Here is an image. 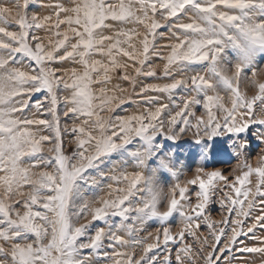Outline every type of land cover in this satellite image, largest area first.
<instances>
[{
    "label": "snow or ice",
    "instance_id": "snow-or-ice-1",
    "mask_svg": "<svg viewBox=\"0 0 264 264\" xmlns=\"http://www.w3.org/2000/svg\"><path fill=\"white\" fill-rule=\"evenodd\" d=\"M36 4L50 13L31 11ZM150 50L170 82L137 80L158 77ZM114 79L150 107L104 115L126 102ZM177 90L187 95L171 109L151 95L171 101ZM189 132L196 143L231 133L241 174L196 168L165 191L188 167L179 141ZM216 182L234 219L207 212ZM188 184L199 186L195 203ZM149 220L161 226L137 236ZM201 223L206 236L194 230ZM237 253L264 256V0H0V264H249Z\"/></svg>",
    "mask_w": 264,
    "mask_h": 264
},
{
    "label": "rangeland",
    "instance_id": "rangeland-1",
    "mask_svg": "<svg viewBox=\"0 0 264 264\" xmlns=\"http://www.w3.org/2000/svg\"><path fill=\"white\" fill-rule=\"evenodd\" d=\"M2 2L6 4H11L13 0H2ZM42 2H47V0H42ZM52 2H59V0H52ZM31 11H39L41 14L47 15L50 13V9H42L40 8L39 4H36L32 6ZM64 26H62L63 28ZM129 28L135 27L134 24H129L127 25ZM140 32H143V29H139ZM158 31L164 32L165 33V38H158L157 43L161 45V51L165 52L167 51L166 48H164V45H167L169 43V40L167 39L168 37V31L167 29H160ZM41 34H45V30H40ZM54 39V37H53ZM140 37L133 36V42L136 45V48L139 49L142 52V44L140 43ZM99 58V57H96ZM121 62H124L127 58H120L118 57ZM129 63V68H128V73L131 76H134V69L131 66V61ZM149 63L154 64L157 66V73L158 77H137V80L142 82V83H168L170 82L166 78L160 77V73L162 71V66L164 61L158 57L155 56L151 53H149ZM122 74V72H118L117 75ZM115 83H122V87L126 89L124 93H119L116 92L117 96H122L126 99L125 104L120 105L119 107H116L112 113H105L104 115L106 116H115V115H120V116H128V115H134V114H139L142 113L145 109L150 107V105L144 103L141 98L138 95L133 94V88L130 86L128 82H121L117 79L113 80V84ZM112 85H109V88H111ZM138 91V89H137ZM132 94V95H130ZM249 95L254 94V91H249ZM151 95L154 96H160L161 97V102L163 103H168L169 108H174V105L180 104L181 99L187 95V93L177 90L173 96L171 97V101L167 97V94L163 93H151ZM195 112L197 115H205L206 117V111L203 108L202 105H197L194 108ZM165 118L167 117V112L164 114ZM182 125H177V127H181ZM256 127V126H253ZM244 135V134H241ZM229 137H232L231 133H225L222 136L218 137H213L209 138L208 136H203L200 138V142L196 143L191 132H189L188 135L182 136L181 140L179 143L183 145L179 151L184 158V163L188 165V167H183L181 169V174L178 177H170L168 178L167 182L163 185L165 188V191H167L169 188H171L175 183H180L181 186H184V182L186 180H191L195 178L196 175V168H204L205 171L210 172V171H216L219 170L221 171L224 175L228 176L229 179H231L234 175L241 174V169L243 168L242 161L235 157V155L232 153V149L230 147L231 145V140ZM235 137H233L234 139ZM158 139H161L158 137ZM74 147V145H73ZM218 148H224L227 149V154L223 155H218L217 150ZM71 151V148L69 149ZM260 154V148L255 147L253 145L252 152L248 154V162L253 165V167H256L258 165V157ZM115 155V154H114ZM233 169L236 171L234 172ZM203 175V174H202ZM252 181V190L253 193L256 191V184L258 182V178L254 175L251 177ZM224 188V182H216V191L212 196V201L207 208V212L211 214L212 219H214L217 222H220L222 219H234L235 217H229L228 213L220 203V200L223 199V193L221 189ZM187 195L189 198L195 203L196 197L194 195L195 192L199 191V186L198 184L193 185V184H188L187 185ZM257 208L253 209V215L259 214V206H258V200L259 198L257 197ZM90 219V218H89ZM182 218L179 216V214L174 213L173 217L170 218V226L173 229V234L176 233V231L179 230V228L183 227V224L181 223ZM119 218H112L110 222H118ZM251 221H245V223H250ZM103 226V225H102ZM160 222L156 220H149L146 222L144 225H137V227H142L144 230L138 232L136 235L139 237H143L145 239H148L147 233L148 232H155V229L157 227H160ZM197 233V236H206L208 235L209 229L201 223V226L199 229H194ZM227 232V228L225 229ZM123 234V233H121ZM125 239H131L127 235H125ZM149 242H151L149 240ZM185 243L191 244L193 246V251L195 252V249L199 246L197 243L196 238H194L192 235H190L187 231L185 232ZM173 249L175 246H172ZM124 250H130V249H124V248H118L117 251H124ZM136 251H140V247H136ZM237 256H240L242 260H247L249 264H264V256H262L259 253H244L240 254L237 253Z\"/></svg>",
    "mask_w": 264,
    "mask_h": 264
}]
</instances>
